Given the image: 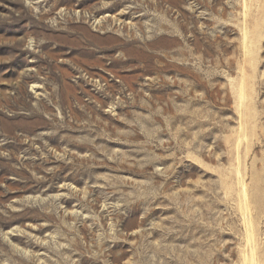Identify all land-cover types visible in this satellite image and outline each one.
I'll use <instances>...</instances> for the list:
<instances>
[{
	"label": "rangeland",
	"instance_id": "1",
	"mask_svg": "<svg viewBox=\"0 0 264 264\" xmlns=\"http://www.w3.org/2000/svg\"><path fill=\"white\" fill-rule=\"evenodd\" d=\"M0 264H264V0H0Z\"/></svg>",
	"mask_w": 264,
	"mask_h": 264
}]
</instances>
